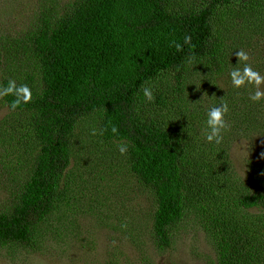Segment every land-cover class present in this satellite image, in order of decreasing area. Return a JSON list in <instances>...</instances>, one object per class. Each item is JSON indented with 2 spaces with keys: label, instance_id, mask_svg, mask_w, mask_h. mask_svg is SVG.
Instances as JSON below:
<instances>
[{
  "label": "trees",
  "instance_id": "trees-1",
  "mask_svg": "<svg viewBox=\"0 0 264 264\" xmlns=\"http://www.w3.org/2000/svg\"><path fill=\"white\" fill-rule=\"evenodd\" d=\"M181 2L73 0L35 13L33 24L18 36L0 40V90L15 81L31 91V100L14 110L10 102L15 97L0 95L11 114L27 117L24 126L11 132L21 138L29 157L25 163L16 161L17 168H25L20 173L2 176L9 195L0 205V247L31 245L65 191L76 158V131L93 120L104 141L128 146L129 171L153 200L150 238L156 249L170 246L177 225L203 216L214 248L209 264H264V166L246 174L244 188L228 186L230 204L226 191L214 189L209 176L224 166L229 175L227 138L207 142L213 159L206 165L207 151L198 145L205 139V123L187 117L175 124L182 130L187 122L189 128L195 125L200 135L194 140L172 126L184 114L179 92L190 65L205 61L212 74L222 70L225 39H231L225 35L232 29V24L221 27L223 14L248 20L252 31L263 33L264 0ZM186 36L190 43H185ZM167 74L169 87L154 91L146 116L142 89ZM168 96L178 111L167 125L156 107H165ZM219 174L227 181V174ZM213 204L223 212L210 218ZM237 210L252 212V217H240Z\"/></svg>",
  "mask_w": 264,
  "mask_h": 264
},
{
  "label": "rangeland",
  "instance_id": "rangeland-1",
  "mask_svg": "<svg viewBox=\"0 0 264 264\" xmlns=\"http://www.w3.org/2000/svg\"><path fill=\"white\" fill-rule=\"evenodd\" d=\"M73 0H0V40L12 39L32 23L34 14L59 8ZM182 4L181 0H177ZM177 3V2H176ZM221 27L232 24L225 39L222 54V70L212 74L207 62L190 65L186 80L179 92L181 109L175 124L188 118L205 123L206 108L211 104L227 103V130L224 139L229 142L226 151L227 181L213 169L211 185L226 191L227 201L232 204L228 189L244 188L246 174L264 166V100L252 102L249 95L253 86L233 88L228 76L234 65L243 66L235 52L243 49L248 53L252 67L264 75V32L255 33L249 21L236 19L234 14L224 13ZM3 38V39H2ZM225 60V61H224ZM170 74L151 87L167 91ZM264 90V89H262ZM154 104V102L152 101ZM144 98L142 112L151 110ZM156 115L168 120L177 111V105L168 96L165 107H156ZM193 113V114H191ZM200 114L198 116V114ZM27 117L11 114L0 100V205L9 195L7 181L2 177L17 168L16 161H29L21 147V138L11 132L25 125ZM185 121V120H184ZM177 130L185 137L195 138L200 132L188 122ZM183 126V125H182ZM201 131L206 134V126ZM205 137V136H204ZM194 140V139H193ZM76 158L68 171L65 191L47 222L38 229L31 245L12 244L0 247V264H209L214 248L209 243L203 224L205 218H189L172 230V241L165 250H158L150 238V216L153 200L132 176L126 154L119 152L118 144L104 141L98 121L88 120L76 131ZM198 145L207 151L204 164L212 161L206 139ZM200 147V153L202 150ZM223 155L219 149V156ZM226 164V163H225ZM250 168V169H249ZM203 171L207 172L206 166ZM230 189V190H232ZM217 194L220 192L217 191ZM211 197V194H208ZM212 198V197H211ZM207 199V198H206ZM220 201V197L217 198ZM223 212V211H221ZM213 204L207 216L221 214ZM237 210V214L252 217ZM229 214H231L229 212ZM211 224V222H209Z\"/></svg>",
  "mask_w": 264,
  "mask_h": 264
},
{
  "label": "clouds",
  "instance_id": "clouds-1",
  "mask_svg": "<svg viewBox=\"0 0 264 264\" xmlns=\"http://www.w3.org/2000/svg\"><path fill=\"white\" fill-rule=\"evenodd\" d=\"M191 38L185 37V43H190ZM177 50H181V45H176ZM240 61L244 62L243 66L234 65L228 73L233 88L239 89L245 86H253L254 91L249 95L252 102L264 100V75L255 70L250 63L248 53L243 49L235 52ZM191 63V61H190ZM143 96L148 102L155 100V95L151 87L142 89ZM22 93V96L20 95ZM13 95L15 98L10 102V107L14 110L22 102L31 100V91L27 85L17 86L15 81H9L6 88L0 90V95ZM229 112V105L225 103L211 104L206 108V134L205 139L208 143L219 144L224 139V133L227 130L226 115ZM115 133L117 129L113 127ZM128 151V146L122 144L119 146V152L123 155Z\"/></svg>",
  "mask_w": 264,
  "mask_h": 264
}]
</instances>
